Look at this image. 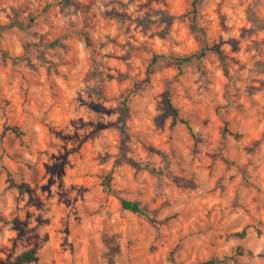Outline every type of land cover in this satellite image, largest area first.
I'll list each match as a JSON object with an SVG mask.
<instances>
[{
	"label": "rangeland",
	"instance_id": "1",
	"mask_svg": "<svg viewBox=\"0 0 264 264\" xmlns=\"http://www.w3.org/2000/svg\"><path fill=\"white\" fill-rule=\"evenodd\" d=\"M14 18L0 264H264V0H0V24Z\"/></svg>",
	"mask_w": 264,
	"mask_h": 264
},
{
	"label": "trees",
	"instance_id": "2",
	"mask_svg": "<svg viewBox=\"0 0 264 264\" xmlns=\"http://www.w3.org/2000/svg\"><path fill=\"white\" fill-rule=\"evenodd\" d=\"M165 16L169 17L168 15H165ZM31 21H33V18L31 19ZM25 25H26V22H23V21L19 20L18 18H14L9 24H7L5 26H2L0 24V27H13V26L23 27ZM211 49H212V47L209 46V44L205 43V45L202 47V49L198 53H194V54L182 56V57H177V61L180 65L183 64L184 62H189L191 60L201 61V59L206 55V52L208 50H211ZM162 55L164 56V54H162ZM128 103H129V98L125 99L122 102V113L120 116V122L122 123V126H124V128L122 130L123 133L126 132L125 124H126L127 112L129 110ZM165 105H166L167 111L172 112L174 114V122L175 123H178V122L184 123L187 126V128L189 129L190 133L193 136H195V132L192 128L191 121L188 118H185L184 116L181 115L179 109L173 103V100L171 98V92L169 89L166 90ZM7 129L13 130L16 133H20L19 130L15 127L6 128V130ZM107 179L108 180L106 183V188L108 191H112L113 189L111 186V179H112L111 174L108 175ZM120 202H121V205L124 209H128L134 213L144 215L148 218L151 217L149 215L148 211L141 205V203L136 201V200H131V199H127L125 197H120ZM246 233H247L246 229L238 232V234L241 236H245ZM237 251H238V254H240V255H244L245 253H251L250 250H245L244 248H242L240 246L237 248ZM227 258H228V256H225L222 259L214 258V259L207 260L201 264H218L221 261H225ZM38 260H39V255L34 250H30V251H26V252L20 254L13 261L7 262L6 264H26V263H30V262H36Z\"/></svg>",
	"mask_w": 264,
	"mask_h": 264
}]
</instances>
